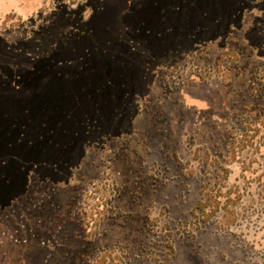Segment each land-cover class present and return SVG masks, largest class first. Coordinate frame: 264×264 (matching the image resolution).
Returning <instances> with one entry per match:
<instances>
[{
  "label": "rangeland",
  "instance_id": "rangeland-1",
  "mask_svg": "<svg viewBox=\"0 0 264 264\" xmlns=\"http://www.w3.org/2000/svg\"><path fill=\"white\" fill-rule=\"evenodd\" d=\"M29 177L66 209L0 264H264V0H0V211Z\"/></svg>",
  "mask_w": 264,
  "mask_h": 264
},
{
  "label": "flooded vegetation",
  "instance_id": "flooded-vegetation-1",
  "mask_svg": "<svg viewBox=\"0 0 264 264\" xmlns=\"http://www.w3.org/2000/svg\"><path fill=\"white\" fill-rule=\"evenodd\" d=\"M89 153H86V155H88ZM84 156V159H80V164L77 168V170L72 174H69L67 179L65 180L66 182L64 183V185H66V188L65 190H68L69 189V192H70V197H69V200H68V204L67 206L73 202L75 196H76V189L78 188V185L75 183V181H73L76 177V175H78L79 177V180L80 181V178H82L83 174L81 172L82 168H83V162L85 161V159L87 158V156ZM47 177H50L48 178V180H56V176L55 175H52V176H47ZM54 177V178H52ZM46 177H43L42 181H38L37 179H35V182L31 181L30 177H29V184L30 186L28 187V185H26V188H25V191L29 188V191L28 194L24 195V196H21L17 203H15L14 205H17V204H21L22 205V200H24V203H25V207H27L28 209H33L35 212H36V215H41V213L44 211V210H52V211H55L56 214L57 212L59 213V210H64L66 209V207H63V208H60V206H58L55 202V199H54V195L56 194V192L54 191L55 189V186L51 183H45V179ZM74 178V179H73ZM76 181V182H78ZM36 184L39 183V190L35 189L36 192L33 193V184ZM49 185H50V188H49ZM35 188V187H34ZM38 192H41V193H38ZM51 195V196H50ZM48 198H51V201L48 202ZM12 204H9L8 207H6L4 211H0V226L2 228V238L6 241H8L7 237H10V240L11 238L15 237L18 235V232L23 230V229H27L28 232H29V228H27V226L25 224L22 223L21 219L23 217V214L22 213H19L18 215L12 210V207H10ZM48 205H50L52 208H48ZM23 206V205H22ZM24 208V207H23ZM25 211V209H22ZM61 211V212H62ZM17 215V216H16ZM12 218L14 219H20V223H19V229L16 230L13 234L14 235H9V232L10 230H8L9 228V220H11ZM40 222V221H39ZM36 237V236H35ZM37 238V237H36ZM38 239V243L39 245L41 246H46L44 242L41 241L40 238H37Z\"/></svg>",
  "mask_w": 264,
  "mask_h": 264
},
{
  "label": "trees",
  "instance_id": "trees-1",
  "mask_svg": "<svg viewBox=\"0 0 264 264\" xmlns=\"http://www.w3.org/2000/svg\"><path fill=\"white\" fill-rule=\"evenodd\" d=\"M250 122V121H249ZM252 122H254V121H252ZM251 124H253V123H251ZM255 124V123H254ZM253 128V127H252ZM249 132H251V125L249 126L248 125V127H246V128H244V130H242L241 131V133H240V135L237 137V136H234V132H229L228 134H227V137H226V146H230L229 147V149H228V153L230 152V153H232V156H233V158H237L238 157V155L240 154V153H238V152H245L246 150L245 149H243V150H241V149H239V145H242V144H244V141L245 140H248L249 138H250V136H249ZM241 142H242V144H241ZM227 170V169H226ZM216 180H218V179H216ZM30 182H27V183H23V184H25V186L26 185H28ZM216 184H217V181H216ZM27 192V191H26ZM202 192H209V191H207V183H204L203 184V187H202ZM26 195V194H25ZM22 196H24V195H22ZM21 196H19L18 198H14L13 200H15L14 202H13V204L10 206V207H12L15 203H17V201H18V199L20 198ZM210 198V199H209ZM208 198V200H207V198H206V200L204 201V203H200L199 204V206H198V210H199V212H200V214L202 213V214H204L205 212H206V209H207V206L209 205V200H213V196L212 195H210V197ZM220 200H222L221 199V197H218ZM48 202H49V198H48ZM220 201H218V203L216 202V204H215V206H214V209H215V212L217 213L218 211H222L223 209H226V208H228L227 206H225V207H223V206H221V204L219 203Z\"/></svg>",
  "mask_w": 264,
  "mask_h": 264
}]
</instances>
